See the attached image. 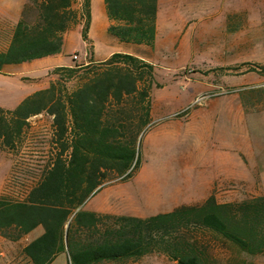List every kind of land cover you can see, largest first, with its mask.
Wrapping results in <instances>:
<instances>
[{"label": "trees", "instance_id": "1", "mask_svg": "<svg viewBox=\"0 0 264 264\" xmlns=\"http://www.w3.org/2000/svg\"><path fill=\"white\" fill-rule=\"evenodd\" d=\"M76 1L36 0L37 19L30 22L23 16L7 37V47L0 49V73L6 66L61 54L63 35L80 17L86 21L82 35L87 40L92 0H82L80 10ZM104 3L113 38L132 47L154 46L159 0ZM258 68L264 74V66ZM155 69L133 53L120 52L102 61L59 66L50 71L55 78L49 87L29 95L15 109L0 107V142L10 151L24 147L32 117H53L48 161L37 181L12 193L7 184L0 195L3 238L18 242L43 229L22 250L30 264H50L60 253L67 254L69 264H101L154 252L177 264L264 262V196L219 202L212 194L202 203L148 218L85 209L106 185L130 180L139 170L143 135L156 125ZM70 81L76 82L73 89ZM193 230L215 236L231 253L216 258Z\"/></svg>", "mask_w": 264, "mask_h": 264}, {"label": "rangeland", "instance_id": "2", "mask_svg": "<svg viewBox=\"0 0 264 264\" xmlns=\"http://www.w3.org/2000/svg\"><path fill=\"white\" fill-rule=\"evenodd\" d=\"M35 2L0 0V49L7 47V37L23 16L30 22L37 19ZM81 3L76 1L77 10ZM92 3L87 40L82 35L86 21L80 17L63 35L64 55L9 66L0 73V107L15 109L29 95L49 87L55 78L50 77L54 63L83 64L120 48L103 21L102 0ZM159 4L155 44L140 50L156 68L152 90L156 125L143 135L141 165L134 177L106 185L85 209L148 218L202 203L214 189L222 188L220 202L264 196V125L254 130L250 124L252 119H264V108L252 106L253 97L264 98V89L249 88L260 78L250 68L264 62V0H160ZM75 84L70 81L68 87ZM185 111L186 117L180 118ZM52 123L47 113L32 117L29 138L15 151L0 142V195L7 184L12 193L37 181L48 161ZM42 233L38 228L18 242L0 235V264H30L22 250ZM192 235L218 259L231 253L211 234L193 230ZM50 264H69L67 254L60 253ZM101 264L177 262L154 252Z\"/></svg>", "mask_w": 264, "mask_h": 264}, {"label": "crops", "instance_id": "3", "mask_svg": "<svg viewBox=\"0 0 264 264\" xmlns=\"http://www.w3.org/2000/svg\"><path fill=\"white\" fill-rule=\"evenodd\" d=\"M159 2H160V0H159ZM102 4L104 5V14H105V16L103 18V21L105 22V26L108 28L113 22L107 16V12H106V8H105L104 0H102ZM92 14H93V6H92ZM157 24H158V19H157ZM113 42L116 43L118 41L114 38ZM119 45H120V48L117 51H112V52L107 53L106 56H104V57L96 58V59H98L97 61L105 60V59L109 58L112 54L120 52V53H133V54L139 56L140 58H143L146 61L152 63L151 60L149 59V57H147V56L143 55L142 53H140V50L141 51L146 50L147 47H145V46L132 47V46H127V45H124V44H121V43H119ZM63 53L64 52H62L59 55H64ZM59 55H55V56H59ZM88 62L89 61H86L85 63L87 64ZM10 66H13V65H10ZM50 66H52V67L53 66L54 67L71 66V63L70 62H57V63H54V65H50ZM262 66H264V62L260 66H254V67L250 68V70H249V71L252 72L253 75H257V76L260 77L259 79L253 80L252 81L253 83L249 86V88H251L253 90L254 89L255 90L264 89V74L261 73L260 69L258 68V67H262ZM7 67H9V66H6L1 73H6L7 72L6 71L7 70ZM252 106L254 107L255 110H260V109L264 108V98H256V97H253L252 98ZM153 112H154V109H152V116H153ZM250 124L254 125L253 126L254 130L255 129L259 130L257 126H259V125L260 126H263L264 125V119H262V118L252 119V121H251ZM221 189L222 188H220V189H214V192H215L214 194L216 195V197H217L218 200H219L218 191H220ZM227 202H229V201H227Z\"/></svg>", "mask_w": 264, "mask_h": 264}, {"label": "built area", "instance_id": "4", "mask_svg": "<svg viewBox=\"0 0 264 264\" xmlns=\"http://www.w3.org/2000/svg\"><path fill=\"white\" fill-rule=\"evenodd\" d=\"M74 59H77L78 58V56L77 55H74V57H73Z\"/></svg>", "mask_w": 264, "mask_h": 264}]
</instances>
